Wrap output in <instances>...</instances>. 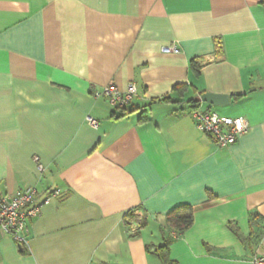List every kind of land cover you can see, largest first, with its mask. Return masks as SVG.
Here are the masks:
<instances>
[{
	"label": "crops",
	"instance_id": "crops-1",
	"mask_svg": "<svg viewBox=\"0 0 264 264\" xmlns=\"http://www.w3.org/2000/svg\"><path fill=\"white\" fill-rule=\"evenodd\" d=\"M129 83L111 106L103 88ZM193 110L248 129L219 148ZM28 187L39 213L22 243L0 232V264H162L166 236L176 264L264 256L261 0H0V197ZM180 205L193 218L175 237Z\"/></svg>",
	"mask_w": 264,
	"mask_h": 264
},
{
	"label": "built area",
	"instance_id": "built-area-1",
	"mask_svg": "<svg viewBox=\"0 0 264 264\" xmlns=\"http://www.w3.org/2000/svg\"><path fill=\"white\" fill-rule=\"evenodd\" d=\"M162 49L165 52L177 51L174 47L168 46ZM102 93L111 106L119 109L131 101L135 95V86L129 83L124 91H119L114 85L109 84L103 88ZM192 118L196 129L210 136L219 148L234 144L248 129L244 118L220 116L209 110H193ZM87 122L93 127L96 126V121L90 117L87 118ZM34 195L35 189L28 187L0 197V232L10 236L17 243L24 241L28 223L39 213ZM132 215V218L127 219V223L131 227H136L143 220V216L136 213ZM251 264H264V256L255 253L251 258Z\"/></svg>",
	"mask_w": 264,
	"mask_h": 264
},
{
	"label": "trees",
	"instance_id": "trees-1",
	"mask_svg": "<svg viewBox=\"0 0 264 264\" xmlns=\"http://www.w3.org/2000/svg\"><path fill=\"white\" fill-rule=\"evenodd\" d=\"M261 4L264 5V0H261ZM191 66L193 69L197 72L198 71V64L196 61L191 62ZM121 111H124V107L119 108ZM145 110L142 111L144 113ZM127 219H130L133 217L132 212L128 213L125 216ZM192 208L189 205H180L173 210H171L169 213L166 214L165 216V227L170 230L175 237L181 235L186 229H188L191 226L192 223ZM261 219V216L255 214L251 217L250 223L251 226L258 224L257 220L259 221ZM127 221V220H126ZM142 222V221H141ZM141 224V223H140ZM235 234L238 235L236 231H234ZM253 231H251V234L248 239H251ZM263 234V229L257 233L256 241L260 242V239ZM172 238L169 236H166L164 239V242L162 245L158 246L155 249V252L157 253L158 257L161 260L162 264H176L174 261H172L169 258L168 254V248L169 244L171 242ZM243 240V239H242ZM247 241V240H243Z\"/></svg>",
	"mask_w": 264,
	"mask_h": 264
},
{
	"label": "water",
	"instance_id": "water-1",
	"mask_svg": "<svg viewBox=\"0 0 264 264\" xmlns=\"http://www.w3.org/2000/svg\"><path fill=\"white\" fill-rule=\"evenodd\" d=\"M200 100L202 102L211 104V105H218L223 106L228 103V98L225 95H218V94H212L209 92L203 93L200 96Z\"/></svg>",
	"mask_w": 264,
	"mask_h": 264
}]
</instances>
